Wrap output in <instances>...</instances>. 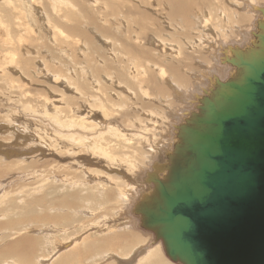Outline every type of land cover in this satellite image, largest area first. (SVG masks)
I'll list each match as a JSON object with an SVG mask.
<instances>
[{
	"label": "bare ground",
	"instance_id": "bare-ground-1",
	"mask_svg": "<svg viewBox=\"0 0 264 264\" xmlns=\"http://www.w3.org/2000/svg\"><path fill=\"white\" fill-rule=\"evenodd\" d=\"M18 1L22 3L21 7H18ZM225 1L226 0H154L152 1L154 4H151L154 5L153 7H155L157 12H155V10L151 12L152 8L150 5V0H45V3L48 5V9L42 6L44 5V0L40 3L37 0H0V73L6 76V84L4 86L10 87L9 90H13L12 92L15 93V95H13L15 96V101L18 100V102L23 103L26 105L25 108L27 107L28 109H30V107L34 108L33 104L30 103L31 101L37 100L41 102L40 105L36 107L37 110H39L40 107H43V112H45L46 116H50L49 118L54 121H52L53 124L56 123L58 126H60V128L73 127L71 134H75L74 129L77 130V127L82 128L83 130L86 127L99 128L98 126L103 124L102 120L109 112L107 110L109 108L103 109L104 105H108V101L110 102L111 106L116 105L118 102L110 98V95L107 94L108 92H106L108 90L102 89L105 87L102 81L107 76L111 83L113 82V78L116 77V83L126 85L130 92L137 91L139 96H142V98L144 96L147 99L146 103L144 104L145 108H147L150 113H145L148 115V118L144 119L148 122L151 121L153 127H151L153 129L152 132L154 136L152 140L142 137L143 135L141 136L143 142L147 146L146 150H142L141 147V149H139L140 151L142 150L140 153L143 158L142 160L140 158L137 159H140L141 162H136L127 156L128 158L126 159V167L130 169V172H133V175L129 176L125 174V171H122L121 178L123 179L127 177V180L125 178L126 181L122 182L121 179L118 183L114 182V180L112 181L113 176L110 173L114 169H118V164L124 161V157L123 160H121L122 158L119 159L118 157L114 156L112 154L113 152L110 153L105 141L102 143L105 144L106 147L102 146L100 142L102 137L96 139L98 142L95 141V143H98V146L94 145L92 151H95L94 154H97L96 150H98L100 155L105 157L104 162H108V167L105 170L108 172H104V170H102L100 172H94V175H92L93 171L89 169L91 160L88 159L87 152V154L82 155V153L85 151L81 147L78 151H76L75 148H72V150L70 149V151L66 149V152H69V154L66 153L65 155L67 156L65 158V160L67 159L65 163H59V160L58 164L56 161L48 162L47 165L42 168V170L40 167H38V169L25 172L22 177L20 176L21 179L26 178V176H32L33 181L29 180L32 182H25L26 184L22 183L18 187V191H16L17 189L14 190L24 194V197L21 198L23 201H26V204L24 203L25 205L29 206L31 204H39L41 211L40 217L42 218H37V220H40L41 223L45 224L48 222L51 226L62 223L60 226H58V228H61L59 230L62 232L63 230L67 229H63V224L69 223V221L72 220H78L82 230L90 228L93 224H99V226L94 225L96 228L92 226L93 230L90 228L89 230H85L84 234H78L79 236H76L77 234L75 233H78L80 230L77 228L79 225L78 223V225L75 226L78 231L74 230L76 231L74 233L75 236H72L64 244L62 243L63 245L61 244V247L64 248L63 250L60 251L61 247L57 250L56 247L53 246L55 249L52 248L54 251L53 253L51 252V259L53 256H55L58 259L57 262L61 264H97V261L100 264H175L171 261L163 260L164 256L162 255V251L164 248H162L163 245L160 239H155L154 237V239L160 241L161 244L154 243L152 246L146 245L149 241V238H152V235H150L149 232V234L143 235V233H140L134 228L133 224L137 226V223H140V217L134 214L133 206L140 194L147 189V184L143 182L146 173L149 171L152 172L154 165H158L160 162L164 161L166 153L171 150L176 135L175 126L181 122L191 110L195 108L198 98H200L205 90L215 83L216 78L223 80L233 72V67L231 65L221 64L225 57L232 55L230 49L233 47L244 48L251 45V42L254 40V33L257 31V22L258 20H262L260 9L262 7L264 8V0ZM89 2L90 5H88ZM5 6L7 8H5ZM204 8L207 9L206 11H209L207 16H204L202 13ZM214 9L219 10L218 14H216L217 12H215ZM252 9L257 10L258 13L254 12ZM211 11L213 13L215 12L214 15L213 13L211 14ZM154 14L156 16H154ZM158 14L163 16H158ZM83 16L84 19H82ZM219 18H222V23V20ZM211 20L215 21L212 23ZM43 21L45 22L43 23ZM209 23H211V25H209ZM172 26H175L174 29H178L179 27L184 29L178 34L184 39L187 38V40H189L190 44H188L189 46L185 48L188 51L187 53L182 52L181 48H179L178 44L173 39L167 36H161L159 34L162 27L170 30ZM194 26L200 27V29H196ZM210 26L215 36H212L211 33L207 31L208 27ZM96 35L101 38L104 37L103 40H106L109 43L106 46L104 44L102 46L101 43L103 40L101 43L97 42L96 38L98 37H96ZM236 37H238L239 40H236ZM167 41L170 42V44H173L174 42L176 44L175 48V44L169 45ZM160 42L164 44L163 46L168 44L172 50L167 49L166 47L167 52L170 50L171 52H164L163 49L166 50L165 47H162V50L161 48L158 49L156 47L158 46L156 43L160 44ZM32 46H35L36 49L31 48ZM41 47L43 48V59L49 57L48 60L50 61L48 62L44 59L46 69L45 74V70L40 68L42 66L41 64L43 63L41 62V57L37 51V49L41 50ZM32 52H35V54L38 55V60L33 61V63L31 57H29ZM26 53H28V58L24 56ZM67 61H71V64L74 62L76 64L79 63L77 65H85L91 68V73L96 75L100 74L98 79L94 80L95 84H100L97 90L98 92H91V94H89L87 93L89 92L88 89H85L87 91L86 93L89 94L87 97L89 98L93 96V99H96L95 103H99L98 107L101 109L99 112L101 113V119L94 117L92 120L95 119L96 122L87 121L89 120V117H82L80 114L71 116L70 118L67 116H63L64 118H62V111L59 108L60 106L58 107L56 105V107L51 101L48 103V98L45 97V95V98L42 100L38 99L39 97L41 98L40 94L33 96L32 94L34 90L33 92L29 90V92L32 93H29V96L27 97V83H30L28 76L29 78L32 77V74L35 71H40V73L42 72L41 74L46 77L50 75L52 78L71 81V75H67V70H64L61 67V65L65 64H63V62L67 63ZM182 61L187 62V66L183 65ZM34 62H37L38 65L35 66ZM214 62H217L224 67V74H221L223 71L218 66H216ZM78 67L81 68L79 73L82 71L85 72L84 66ZM76 69L75 71L78 70ZM85 70V73H87V69ZM16 71L19 73V75L17 74L18 76H14ZM112 75H115V77ZM201 75L204 76V81ZM131 76L132 79L136 78L135 82L131 80ZM93 77L94 76H92V78ZM104 81L106 82L105 79ZM85 82L84 84L81 82V86L84 88L88 86ZM64 83H66V81ZM74 84L76 86L75 89H78L79 84L77 86L76 80H74L72 85ZM31 85L32 84L29 86L31 87L30 89L33 88ZM39 86L42 85H38V87ZM35 90L37 91L36 88ZM118 93L120 92L118 91ZM60 96V99H62L60 100L61 104L64 103L63 100H66V103L64 104L68 109V113H76L77 111L72 108V103L68 101L69 99H67V97H65L67 94L64 95L62 92ZM152 97L154 98L153 100ZM23 99H26V101H22ZM162 100L166 101V107H153L152 101ZM26 102H28V105ZM85 103L90 102L87 100ZM92 103L89 105L92 106L94 104ZM141 104L144 105L143 103ZM47 107L50 111V114L46 113ZM86 107L89 106H84V108ZM136 108H138V106ZM64 110L66 111V109ZM128 110L124 111L128 112ZM91 111L92 110H90V112ZM99 113H94L92 116L99 115ZM159 113L161 114L159 122L160 128L158 129V119L156 120V116L154 117V114ZM135 114L136 113H134V116H138V114ZM131 117H133V114ZM106 120L108 119L106 118ZM175 121H177V123ZM19 124H23V122ZM28 125H26L27 127H20L18 125V127H16L18 131H20L17 133V136H19L17 137V140L20 139V141H22V147L15 148L14 145L11 146L9 144H5L4 147H1L0 144V154L2 156V158H0V162L5 163V169L9 170L7 174L12 172V166L20 164L23 166L21 170L18 171V173L19 175H22L20 172L24 169L26 171V168L28 166H32L31 164H33L29 162L25 163L24 157H21V159H10L12 158L11 156L15 154V152H17L15 156L28 155V146H25L23 149L22 145H28V138L33 137V135L30 136L31 131L29 130ZM112 125H108L107 127L109 134L114 135L115 133H118V137L120 136L125 140H122L124 143L131 140V137H129L128 134L126 135H128L130 139L123 132H121L122 130L118 132V130L115 127H112ZM3 129L4 123L0 124V132ZM148 129H150V126ZM143 130L145 131V129ZM9 132L11 131L9 130ZM24 139L26 141H24ZM132 139L134 140L135 137ZM76 140L77 137L73 136V138H71L69 141L81 144V146L84 147H87L88 142H90L89 139ZM53 142L50 143L52 144ZM126 154H128V152ZM135 155H137V153ZM142 163L143 169L141 170L140 165ZM99 164L101 163L99 162ZM93 166L96 165H92V167ZM35 167H37V165ZM61 167H63V169H69L70 172H64L62 170V174L57 175L56 172L59 170L55 169H59ZM91 169L94 170V168ZM48 171H50V173ZM74 172L79 174L73 175ZM37 175H39L38 178H35L34 176ZM50 176L52 177L53 181H55V183L58 182L57 187L53 184L50 186L47 183L48 179L46 177ZM114 177L116 178V175ZM3 181V179L2 182L0 181V188L6 189L7 187H5ZM52 186L58 189V191L59 188H61V190L64 188V191L66 190V192L68 191L69 193L67 196L62 197L58 202L55 201L57 198L47 199L45 194L40 198L38 197L39 199L36 198V191L39 192L46 187H49L51 190ZM68 189H71V191ZM13 191L12 189L0 190V203L5 202V197L8 200H15V197L12 195ZM30 191L34 193H31ZM76 196H78L77 200ZM70 197H72V199ZM28 198L30 199L27 200ZM117 198L120 200L119 204L115 202L117 201ZM113 202H115V205L117 206L110 204ZM91 205H94L95 208ZM118 205H120V207L114 210V212H112L113 215H111L112 206L116 208ZM10 206L12 205L10 204ZM99 208L102 209L97 210ZM9 211L3 209L2 213H0V216H7ZM78 216L86 219V221H80ZM36 217L38 216L35 215V218ZM108 217L111 218V221H106ZM25 218L27 221L24 222V225H26V223L28 225L34 223L32 220L35 218L30 219V222H28V213ZM15 219L13 220L15 221ZM8 223L9 222H6L4 224V227L1 228L2 231L3 229H9V226H7ZM100 223L103 225L101 224L102 226H100ZM41 230L43 229L41 228ZM44 230L45 236L43 235V239L45 237V240L43 241H45V244H43L49 247L51 240L53 237H55V234H57V228L50 227ZM24 231L26 232L23 234L21 232V234L25 239H19V237H22V235H18L19 237H17V235L14 233L20 242L15 241L13 243L15 245H13L12 242H7L8 244H6L5 247L3 246V249H0V257L6 258L3 261V264H26L27 261H29L28 259H33V254L35 251L39 250H35V246L37 244H35V239H28V231L26 229ZM61 231L58 232L61 234ZM41 232L42 231H40V233ZM7 233L6 235L8 236ZM0 234L3 235L4 233ZM67 234H71V231ZM7 236L5 237L9 238V236ZM57 236L59 237V234L56 235V237ZM69 237L70 236H68V238ZM17 238H13L11 241L14 239L18 240ZM66 238L67 235H65V237L63 236V239ZM10 239L11 237L9 240ZM52 242L53 244L55 243V241ZM43 244L39 243V246ZM144 244L145 246L142 251L139 250L140 246L142 247ZM55 245L57 246V244ZM40 247L42 249V246ZM44 250L46 251L47 247L46 249H43V251ZM15 256L16 260L14 258ZM41 260L43 259H40L39 257L37 259V264H43L44 260ZM55 262L53 263L55 264ZM29 263L30 262H28V264Z\"/></svg>",
	"mask_w": 264,
	"mask_h": 264
},
{
	"label": "water",
	"instance_id": "water-1",
	"mask_svg": "<svg viewBox=\"0 0 264 264\" xmlns=\"http://www.w3.org/2000/svg\"><path fill=\"white\" fill-rule=\"evenodd\" d=\"M251 45L233 47L175 126L164 161L133 206L180 264H264V8ZM224 56V55H223Z\"/></svg>",
	"mask_w": 264,
	"mask_h": 264
},
{
	"label": "rangeland",
	"instance_id": "rangeland-1",
	"mask_svg": "<svg viewBox=\"0 0 264 264\" xmlns=\"http://www.w3.org/2000/svg\"><path fill=\"white\" fill-rule=\"evenodd\" d=\"M39 3L41 2V1H43V0H37ZM152 1H154V0H150V5H151V8H152V10H151V12H153L154 10H155V12H157V10L155 9V7H153L154 5H152V4H154V2L152 3ZM225 2H227V0L225 1ZM152 3V4H151ZM43 4L44 5H42L44 8H46V9H48V5L45 3V0H44V2H43ZM21 5H22V3L20 2V1H18V7H21ZM88 5H90V2L88 3ZM5 8H7L6 6H5ZM207 9L206 8H204L203 9V11H202V13L204 14V16H207L208 15V12L209 11H206ZM215 10V12H217L216 14H218V12H219V10H216V9H214ZM214 10H212V11H214ZM253 10V9H252ZM211 11V14L213 13ZM254 12H256V13H258L257 12V10H253ZM214 12V13H215ZM214 13H213V15H214ZM210 14V15H211ZM154 16H156L155 14H154ZM158 16H163V15H160V14H158ZM44 17H45V15H44ZM82 19H84V16H83V18ZM220 20H222V18H219ZM219 20V21H220ZM110 21V20H109ZM212 21V20H211ZM213 21H215V20H213ZM213 21H212V23H213ZM216 21H218V20H216ZM45 21H43V23H44ZM223 22V20L221 21V23ZM42 23V24H43ZM217 23V22H216ZM209 25H211V23H209ZM174 27L175 26H172L171 28H170V30H167L165 27H162V29L160 30V35L161 36H167V37H169V38H171V39H173L177 44H178V46H179V48H181V50H182V52H185V53H187L188 51L185 49L186 47H188L189 45L188 44H190L189 43V40H187V38H183V37H181L178 33L179 32H181L182 30H184V29H182V28H180L179 26H176V27H179L178 29H174ZM196 29H200V27H196V26H194ZM207 31L208 32H210L211 33V35L213 36L214 35V32L211 30V26L210 27H208V29H207ZM97 34V33H96ZM215 36V35H214ZM96 37H98V38H96L97 40V42H99V43H101L102 42V40H103V38H101V37H99V36H97L96 35ZM99 38H101V39H99ZM99 39V40H98ZM236 40H239V38L238 37H236ZM96 42V43H97ZM103 42H106V43H103ZM103 42L101 43L102 44V46H103V44L106 46L109 42L108 41H104L103 40ZM161 42H163V41H161ZM160 42V44L159 43H156V45H158V46H156L158 49H160L161 48V50H162V47L164 48L165 47V49H166V47H167V49H171V47L170 46H168V44L169 45H174L175 43L173 42V44L171 43L170 44V42H168V44H166V46H163L164 44H162ZM192 43V42H191ZM35 46H37V45H35ZM35 46H32L31 48H33V49H36L35 48ZM104 46V47H105ZM175 46H176V44L174 45V48H175ZM24 48V47H23ZM22 48V49H23ZM167 49L166 50H164L163 49V51L165 52H167ZM42 50H43V48L41 47V50H38L37 49V51H38V54L40 55V57H41V62L43 63V64H41L42 66L40 67V68H42V69H44L45 70V72H44V74L46 73V69H45V61H48V62H50L49 60H48V58L49 57H46V59H45V61H44V59H43V53H42ZM172 50V49H171ZM171 50L169 51V52H171ZM22 51V50H21ZM169 52H167V53H169ZM23 55V54H22ZM197 55V54H196ZM24 56H26V58H28V53H26ZM193 56H195V55H193ZM29 57H31V59H32V63H33V61H37L38 60V55L37 54H35V52H32V54L31 55H29ZM71 61H67V63L66 62H63V64L64 65H61V67L64 69V70H67V75L68 74H70L71 75V81L70 80H64V79H58V78H52L50 75L49 76H43V74H41L40 73V71H35L34 73L36 74H32V77H30L29 78V76H28V79H29V82L30 83H27L28 84V88H27V90H28V95H27V97L29 96V93H32L33 92V90H34V92H33V96H36V95H41V98L39 97L38 99H43V98H45V97H47L48 98V103L51 101V102H53L54 103V105L56 106H60L59 108H60V110L62 111L61 112V115H62V118H64L63 116H67V117H71V116H76V115H81L82 117L84 116H88L89 117V120H87V121H91V122H96L95 121V119L94 120H92L94 117H97L98 119H101L100 118V114L101 113H99L100 111H101V109L98 107V104L99 103H95V100L96 99H93L94 97L93 96H91V97H87L89 94H91V92H98L97 90H98V88H99V86H100V84H95L94 83V80L95 79H98V77H99V75L100 74H94V73H91L90 72V70H91V68H89V67H87V66H85V65H77V64H79V63H74L73 62V64H71L70 63ZM37 62H34V64H35V66L36 65H38V63L36 64ZM187 62H185V61H182V64L183 65H185V66H187V64H186ZM188 63H190V62H188ZM215 63V62H214ZM67 64V65H66ZM216 64V66H218L223 72L221 73V74H224L225 72V70H224V67L222 66V65H230V64H228V63H222L221 62V64H218L217 62L215 63ZM70 65V66H69ZM72 65V66H71ZM75 65H76V67H77V69L79 70H77L76 69V67H75ZM75 68H74V67ZM78 66H84L85 67V69H87V73H85L86 72V70L84 69V71L85 72H81V73H79L81 70V68L80 67H78ZM67 68V69H66ZM72 70H71V69ZM74 69V70H73ZM75 69L77 70V71H75ZM18 70V69H17ZM72 71V73H71V71ZM77 73H79V74H77ZM1 74V73H0ZM19 75V73H17V71H16V73H14V76H16V75ZM91 74V75H90ZM17 75V76H18ZM220 75V74H219ZM86 76V77H85ZM90 76V77H89ZM92 76H94L93 78H92ZM113 77H115V75H112ZM130 76V75H129ZM202 76V75H201ZM3 77V78H2ZM35 77V78H34ZM83 77V78H82ZM193 77V76H192ZM220 77H222V76H220ZM2 78V79H1ZM37 78V79H36ZM223 78V77H222ZM6 76L4 75V74H1L0 75V124H2V123H4V129L0 132V144H1V147H4V145L5 144H9V145H11V146H15V148H19V147H22L21 146V142L22 141H20V139L19 140H17V137H19V136H17V133L18 132H20V131H18V129L16 128V127H18V126H20V127H27L26 125H28L29 127V130L31 131V135L30 136H32L33 135V137L32 138H28V145L27 144H22L23 145V149H24V147L25 146H28V155H23V156H15L16 155V153L17 152H15V154L14 155H12L11 157L12 158H10V159H17V158H20L21 159V157H24V162L25 163H33V164H31L32 166H28L27 168H26V171H25V169L24 170H22L20 173L22 174V175H19V173H18V171H20L21 170V168H22V166L23 165H14V166H12V172L10 173V174H7L8 172H9V170H6L5 169V163H1L0 162V181L2 182V179L5 181H3V183L5 184V187H7L6 189L5 188H3V189H1L0 188V190H7V189H12V191L15 189H17L16 191H18V187L22 184V183H25V182H28V183H30V182H32L33 181V178H32V176L30 177V176H26V178H23V179H21V177L24 175V173L25 172H27V171H31V170H33V169H38V167H40L41 168V170H42V168H44L45 167V165H47V163L48 162H54V161H56V163L58 164V160H59V163H65V161H67V159L65 160V158L67 157V156H65L66 155V151L68 150V151H70V149L72 150V148L74 149L75 148V150L76 151H78V150H80V148L82 147V149L85 151V152H83L82 153V155L83 154H87L88 153V159H90L91 160V167L89 166V169L91 170V171H93L92 172V175H94L93 173L94 172H100V171H102V170H104V172H106L107 170H105L107 167H108V162L106 163V162H104L105 161V157H103V156H101L100 155V152L98 151V150H96V153L97 154H94L95 153V151H92L93 149V147H94V145H96V146H98V143H95V141H97L96 139L97 138H100V137H102L101 138V144H102V146H105L106 147V145H107V147H108V149L110 150V153L111 152H113L112 154L114 155V156H116V157H118L119 159H121V160H123V157H124V161L123 162H120L119 164H118V169H114L110 174L113 176V178H112V181L114 180V182H116V183H118V182H120V179H121V181L123 182V181H126L127 180V177H125L126 178V180H125V178H121V174H122V171H125V174H127V175H129V176H132L133 175V172H130V169H128V167H126L127 166V163H126V159L128 158V157H130L132 160H134V161H136V162H141L140 161V159L142 160V158H143V156H141V151L142 150H146L147 149V146L145 145V143L143 142V140H142V138H141V136L142 137H146V138H149L150 140H152V138L154 137L153 136V132H152V122L150 121V122H148L147 120H145V119H147L148 118V115H146V114H148V113H150L149 112V110L147 109V108H145V104L144 103H146V101H147V99L143 96V98H142V96H139L138 94H137V91H133V92H130V90L127 88V86L126 85H122V84H118V83H116V81H117V78L115 77V78H113V82H111L110 83V80H109V78L106 76L104 79L106 80V82L104 81V79H103V85H105V87H103L102 89H106V90H108V91H106V92H108L107 94H109L110 95V98L113 100H115L116 102H118L116 105H112L111 106V104H110V102L108 103L107 102V104L108 105H104V108L103 109H106V108H109V109H107L109 112H108V114H107V116L105 117V118H103V124H101L100 126H98L99 128H97V127H95V128H89V127H86V128H84L83 130H82V128H79V127H77V130L76 129H74V132H75V134H71L72 133V130H73V127H64V128H60V126H58L56 123H54L53 124V120L51 119V118H49L50 116L48 115V116H46V114H45V112H43V107H40L39 108V110H37V106H39L40 105V103L41 102H39V101H31L30 103L31 104H33V106H34V108L33 107H30V109H28L27 107L25 108V106L26 105H24L23 103H21V102H18V100L17 101H15V96H13V95H15V93H13L12 91L13 90H9L10 89V87H6V86H4L6 83ZM33 79V80H32ZM36 79V80H35ZM89 79V80H88ZM202 79H203V81L205 80L204 79V76H202ZM2 80V81H1ZM32 80V81H31ZM38 80H40V81H38ZM56 80H59V81H56ZM63 80H64V82L66 81V83H64L63 82ZM73 80V81H72ZM74 80H76L77 81V86H78V84H79V88L77 89H75V84L74 85H72L73 84V82H74ZM83 80V81H82ZM87 80V81H86ZM90 80H92V81H90ZM109 80V81H108ZM131 80H133V82H135V80H136V78H133L132 79V76H131ZM38 81V82H37ZM86 81V82H85ZM2 82V83H1ZM70 82H71V84H70ZM81 82H83V84H84V82L88 85L86 88H84V87H82L81 86ZM171 82V81H170ZM38 83V84H37ZM30 84H32L31 86L33 87L32 89H30L31 87H29L30 86ZM65 84H67V85H65ZM110 84V85H109ZM112 84V85H111ZM3 85V86H2ZM38 85H42V86H39L38 87ZM72 85V86H71ZM108 88H107V87ZM126 87V88H125ZM35 88L37 89V91L35 90ZM42 88V89H41ZM48 88H49V90H48ZM72 88V89H71ZM97 88V89H96ZM53 89V90H52ZM85 89H88V91L89 92H87ZM121 89V90H120ZM29 90H31L32 92H29ZM44 91H45V93H44ZM81 93H80V92ZM118 91L121 93H118ZM128 91V92H127ZM47 92V93H46ZM49 92V93H48ZM53 92V93H52ZM64 93V95L65 94H67V96H65V97H67V99H69L68 101L69 102H71L72 103V108L74 109V110H76L77 112L76 113H74V114H71V112L70 113H68V109H67V107L65 106V104L64 103H66V100H63V102L64 103H60L61 101L60 100H62V99H60L61 98V93ZM72 92V93H71ZM84 92V93H83ZM89 93V94H87V93ZM105 92V93H106ZM139 92V91H138ZM51 93V94H50ZM201 93V92H200ZM12 94V95H11ZM49 94V95H48ZM76 94V95H75ZM77 94H78V96L79 95H81V96H77ZM202 94V93H201ZM31 95V94H30ZM31 95V96H32ZM44 95H45V97H44ZM82 95H84V96H82ZM134 95V96H133ZM76 96V97H75ZM119 96V97H118ZM122 96H126V97H122ZM7 97V98H6ZM78 97V98H77ZM90 99H93V100H90ZM154 98L152 97V100H153ZM14 100V101H13ZM87 100L90 102V103H92L93 101V105L92 106H90L89 104L90 103H85V102H87ZM126 100V101H125ZM138 100V101H137ZM22 101H26V99H23ZM85 101V102H84ZM163 101V102H162ZM162 101H152V103H153V107H155V108H160L161 106L162 107H166V101H164V100H162ZM58 102V103H57ZM123 102V103H122ZM162 102V103H161ZM172 102H173V99H172ZM16 103V104H15ZM27 103V105H28V102H26ZM141 103H143L144 105H142ZM149 103V102H148ZM62 105V106H61ZM89 106V107H86V108H84V106ZM95 105V106H94ZM121 105V106H120ZM123 105V106H122ZM130 105V106H129ZM132 105V106H131ZM142 105V106H141ZM56 106V107H57ZM138 106V108H136ZM124 107H125V109H124ZM131 107V108H130ZM144 107V108H143ZM92 108V109H91ZM128 108H129V110H128ZM33 109V110H32ZM64 109H66V111L64 110ZM46 110V109H45ZM90 110H92L91 112H90ZM124 110H128V112L127 111H124ZM144 110H145V112H144ZM159 110H161V109H159ZM41 111V112H40ZM124 111V112H123ZM131 111V112H130ZM147 111V112H146ZM153 111V110H152ZM90 112V113H89ZM99 113V115H95V116H92L94 113ZM46 113L47 114H50V111H49V109H48V107H47V110H46ZM78 113V114H77ZM132 116V114H133V117H131L129 114ZM134 113H136V114H138V116H140V117H138L136 114V116H134ZM143 113V114H142ZM146 113V114H145ZM158 113V112H157ZM160 114L161 113H159V114H154V117L156 118V120L158 119V124H157V128L159 129L160 128V125H159V122H160ZM44 115V116H43ZM129 115V116H128ZM126 116H128V117H126ZM123 117V118H122ZM135 117V118H134ZM142 117V118H141ZM18 118V119H17ZM23 118V119H22ZM106 118L108 119V120H106ZM127 118H128V120H127ZM137 118H138V120H137ZM145 118V119H144ZM61 119V118H60ZM135 119V120H134ZM3 120V121H2ZM13 120V121H12ZM22 120V121H21ZM53 121V122H52ZM138 121V122H137ZM23 122V124H19V123H22ZM27 122V123H26ZM113 122V123H112ZM176 123H177V121H175ZM6 123V124H5ZM10 123V124H9ZM17 123V124H16ZM25 123V124H24ZM111 123V124H110ZM12 124V125H11ZM113 124V125H112ZM139 124V125H138ZM141 124V125H140ZM6 125V126H5ZM10 125V126H9ZM18 125V126H17ZM55 125V126H54ZM108 125H112V127H115L117 130H118V132H120L121 130V132H123L125 135L126 134H128L129 135V137H131V140L129 141V142H123V141H125L124 139H122L120 136L118 137V133H115L114 135L113 134H109V131H108ZM144 125H146V126H144ZM57 126V127H56ZM143 128H142V127ZM149 126H150V129H148L149 128ZM101 127V128H100ZM140 127V128H139ZM148 127V128H147ZM152 127V128H151ZM147 128V129H146ZM12 129V130H11ZM16 129V130H15ZM106 129V130H105ZM142 129V130H141ZM143 129H145V131L143 130ZM9 130L11 131V132H9ZM39 130V131H38ZM148 130V131H147ZM14 131V132H13ZM97 133H96V132ZM95 132V133H94ZM144 132H146V133H144ZM94 133V134H93ZM14 134V135H13ZM57 134V135H56ZM103 134V135H102ZM5 135V136H4ZM128 135H126L127 137H128ZM16 136V137H15ZM71 136V137H70ZM73 136H76L77 137V140H79V139H89V141L90 142H88V145H87V147L85 146H81V144H77V143H73L72 141L70 142L69 140L71 139V138H73ZM92 136H94V137H92ZM37 137V138H36ZM56 137V138H55ZM64 137V138H63ZM116 137H117V139H116ZM128 137V138H129ZM135 137V139L133 140L132 138H134ZM137 137V138H136ZM43 138H45V139H43ZM52 138V139H51ZM55 138V139H54ZM120 138V139H119ZM59 139V140H58ZM130 139V138H129ZM53 140H54V142H53ZM58 140V141H57ZM76 140V141H77ZM120 140V141H119ZM123 140V141H122ZM139 140H141V141H139ZM24 141H26L25 139H24ZM103 141H105V144H103L102 142ZM135 141V142H134ZM138 141V142H137ZM11 142H13V143H11ZM50 142H53L52 144L50 143ZM98 142V141H97ZM122 142V143H121ZM124 146H123V145ZM125 144H127V145H125ZM129 144V145H128ZM135 144H137V145H135ZM117 145V146H116ZM122 145V146H121ZM133 145V146H132ZM39 146V147H38ZM61 146V147H60ZM92 146V147H91ZM110 146V147H109ZM52 147V148H51ZM67 147V148H66ZM70 147V148H69ZM90 147V148H89ZM142 148V150L140 151L139 149H141ZM50 149V150H48V149ZM56 148V149H55ZM124 148V149H123ZM130 148V149H129ZM26 149V148H25ZM45 149V150H44ZM67 149V150H66ZM82 150V151H83ZM90 150V151H89ZM135 150V151H134ZM24 151V150H23ZM22 151V152H23ZM40 151V152H39ZM81 151V152H82ZM137 151V152H136ZM87 152V153H86ZM99 152V153H98ZM128 152V154H126ZM137 153V155H135ZM63 154V155H62ZM67 154H69V152L67 153ZM130 154V155H129ZM43 155V156H42ZM72 155H74V154H72ZM71 155V156H72ZM80 155V154H79ZM89 155H90V157H89ZM134 155V156H133ZM144 155V154H143ZM62 156V157H61ZM93 156V157H92ZM126 156V157H125ZM128 156V157H127ZM157 156V155H156ZM96 157V158H95ZM98 157V158H97ZM0 158H2V156H1V154H0ZM59 158V159H58ZM64 158V159H63ZM95 158V159H94ZM100 158V159H99ZM135 158V159H134ZM137 158H140V159H137ZM156 158V157H155ZM40 159V160H39ZM38 160V161H37ZM62 160V161H61ZM1 161V160H0ZM97 161V162H96ZM102 161V162H101ZM99 162L101 163V164H99ZM93 163V164H92ZM37 165V167H35L36 165ZM92 165H96V166H93L92 167ZM99 165H101V166H99ZM105 165V166H104ZM142 166H143V163L140 165V169L142 170L143 168H142ZM18 167V168H17ZM33 167H35V168H33ZM84 167V166H83ZM99 167V168H98ZM148 167H149V165H148ZM31 168V169H30ZM91 168H94V170L93 169H91ZM102 168V169H101ZM112 168V167H111ZM138 168V167H137ZM96 169V170H95ZM100 169V170H99ZM121 169H123V170H121V172H120V170ZM55 170H59V171H57L56 172V174L57 175H61L62 174V170L64 171V172H70V170L69 169H67V168H65V169H63V167H61V168H57V169H55ZM49 173H50V171H48ZM108 172V171H107ZM120 172V173H119ZM79 173H75L74 172V174L73 175H78ZM103 175H105L104 173H102ZM11 175H12V177H11ZM73 175H70V176H73ZM116 175V178L114 177ZM16 176V177H15ZM21 176V177H20ZM38 176L39 175H37V176H34L35 178H38ZM19 177V178H18ZM118 177V178H117ZM47 179H48V184L51 186L52 184L54 185V186H58L57 184H58V182H56L55 183V181H53V179H52V177L50 176V177H46ZM45 178V179H46ZM26 179H28V180H26ZM116 179V180H115ZM16 180V181H15ZM29 180H32V181H29ZM118 180V181H117ZM14 181H15V183H14ZM10 182H11V184H10ZM50 182H51V184H50ZM53 182V183H52ZM14 183V184H13ZM46 183V184H47ZM15 184H16V186H15ZM26 184V183H25ZM47 184V185H48ZM120 184V183H119ZM54 186H52L51 188V190L49 189V187H46V188H44L43 190H41V191H39V192H37L36 191V193H35V196H36V198H40L41 196H43L44 194H45V196H46V198L47 199H51V198H57V199H55V201H60L61 200V198L62 197H64V196H67V194L69 193L68 191L66 192V190L64 191V188H62L63 190H61V188H59V191H58V189H56ZM114 186V185H113ZM77 187V186H76ZM109 187H111V186H109ZM26 188H29V187H26ZM22 189V188H21ZM54 189V190H53ZM14 190V191H15ZM58 191V193H57V191ZM69 191H71V189H68ZM13 191V192H14ZM12 192V195H13V197H15V200H8V199H6V197H5V204L4 203H0V213H2V211H3V209L4 210H10L9 211V214H7V216H0V233H4L3 235H1L0 234V249H3L4 247H5V245L6 244H8V243H11L12 242V244L16 241H18V242H20L19 241V239H25L24 237H23V233H25L26 231H24L25 229L28 231V239H35L34 241H36L35 242V244H36V246H35V250H38V251H35V253L33 254V259L32 258H30V259H28L29 261H27V263L26 264H28V262H30L29 264H32L33 262V264H37V259L40 257V259H43V260H41V261H43V264H49L50 262H52V263H50V264H54L53 262H55V264H58L59 262H57V258L55 257V256H53V258L51 259L50 257H51V254L53 253V249L52 248H54V247H56V249L58 250V248H60L61 247V244L63 243H65V242H67L68 241V239H70L72 236L74 237L75 236V234H77L76 236H79L80 234L82 235V234H84V232H85V230H89L90 228H91V230H93V227H95L96 228V226H94V225H97V226H99V224H93L90 228H86L85 230H82V228H81V226H80V222H78V220H72V221H69V223H64L63 224V229H65V228H67V229H65V230H63V232L61 231V230H59V229H61V228H58V226H60L62 223H59L58 225H53V226H51L48 222L47 223H45V224H43V223H41L40 222V220H37V218H42V217H40V208H39V204H31V205H25L26 204V201L24 200L23 201V199L21 198V197H24V194L21 192V193H19V192ZM29 191V190H28ZM61 191V192H60ZM31 193H34V192H32V191H30ZM88 192H89V190H88ZM53 194V195H52ZM31 195V194H30ZM29 195V196H30ZM28 196V197H29ZM77 197L78 196H76V200H77ZM119 197V196H118ZM38 198V199H39ZM71 199H72V197H70ZM30 198H28L27 200H29ZM117 201H115L117 204H119V199L117 198L116 199ZM21 201V202H20ZM40 201V200H39ZM41 202V201H40ZM115 202H113V203H110V204H113V206L115 205ZM13 203V204H12ZM16 205H15V204ZM25 203V204H24ZM10 204L12 205V206H10ZM17 204H18V206H17ZM82 204H83V202H82ZM9 205V206H8ZM15 206H17V207H15ZM22 206V207H21ZM92 207H94L95 208V206L94 205H91ZM112 206V208H111V215H113V213L112 212H114V210H116L117 208H119L120 207V205H118V207H113ZM115 206H117V205H115ZM29 207V208H28ZM21 208V209H20ZM113 208H115V209H113ZM13 209V210H12ZM100 209H102V208H99V209H97V210H100ZM113 209V210H112ZM20 211V212H19ZM53 211H55V210H53ZM59 211V210H58ZM96 212V211H95ZM98 212V211H97ZM27 213H28V222H30V219H33V218H35V215L36 216H38V217H36L34 220H32V221H34V223H32L31 225H28L27 223H26V225H24L25 223L24 222H26L27 220H26V218H25V216L27 215ZM15 215V216H14ZM34 215V216H33ZM116 215V214H115ZM131 215H133V214H131ZM16 216H17V218H16ZM125 216V215H124ZM134 216V215H133ZM115 217V216H114ZM16 218V219H15ZM25 218V219H24ZM110 217H108L107 218V220L106 221H111V218L109 219ZM13 219H15V221L13 220ZM78 219L80 220V221H82V222H85L86 221V219H83V218H81V217H79L78 216ZM123 219V218H122ZM121 219V220H122ZM12 220V221H11ZM15 223H14V222ZM16 221H18V222H16ZM21 221V222H20ZM31 221V222H32ZM77 221V222H76ZM123 221V220H122ZM6 222H9L8 223V225L7 226H9V229H3V231H2V227H4V224L6 223ZM35 223H36V225H35ZM77 223V224H76ZM78 223H79V225H78ZM3 224V225H2ZM71 224V225H70ZM75 224V225H74ZM102 223H100V226H102L101 225ZM34 225V226H33ZM69 225V226H68ZM78 225V226H77ZM21 228H20V227ZM45 226H46V228H45ZM65 226V227H64ZM71 226V227H70ZM75 226H77V228L78 229H80L79 230V232L78 233H75L76 231H78L77 229H76V227ZM133 226H134V228L137 230V231H139L140 233H143V235H147V234H149L150 233V235H152L151 237L152 238H149V241L147 242V246H152V245H154V243L155 244H157V243H160L161 244V242L160 241H157V240H155L154 239V236H153V234L150 232V231H148V230H145L144 228H142L141 226H140V224H138L137 223V226H135V224H133ZM32 229H31V228ZM57 228V234H55V237H53V239L51 240V244H53V242L52 241H55V243L53 244V245H51L50 244V246L48 247V246H46V245H44L45 243V241H43V240H45V237H44V239H43V235L45 236V234H44V229H47V228ZM71 229H70V228ZM72 227H73V229H72ZM23 228V229H22ZM41 228L43 229V230H41ZM84 229V228H83ZM14 230H15V232H14ZM36 230V231H35ZM67 230V231H66ZM72 230H73V232H72ZM74 230H76V231H74ZM129 230V229H128ZM5 231V232H4ZM9 231H10V234H9ZM13 233H12V232ZM30 231V232H29ZM39 233H38V232ZM40 231H42L41 233H40ZM61 231V234L59 233V232ZM70 231H71V234H67V233H70ZM145 231H147V232H145ZM8 232V233H7ZM17 232V233H16ZM21 232H22V234H21ZM35 234H34V233ZM96 232V231H95ZM149 232V233H148ZM6 233L8 234V236H9V238L11 237V239L9 240V238H6L5 236H7L6 235ZM11 233H12V235H11ZM14 233L17 235V237H19V236H21L22 235V237H19V239L14 235ZM75 233V234H74ZM37 234H38V236H37ZM59 234V237L61 238H59L58 236V238L56 237V235H58ZM72 234H74V235H72ZM79 234V235H78ZM19 235V236H18ZM36 235V236H35ZM65 235H67V240L66 239H63V236L65 237ZM2 236H3V238H2ZM7 236V237H8ZM68 236H70L69 238H68ZM17 238L18 240H16V239H14L13 241H11L13 238ZM5 238V239H4ZM8 240V241H7ZM66 240V241H65ZM42 241V242H41ZM59 241V242H58ZM8 242V243H7ZM39 243H41V244H43V245H40V246H42V249H41V247L39 246ZM58 243H59V245H58ZM55 244H57V246L55 245ZM62 244V245H63ZM145 244L141 247L140 246V248H139V250H141L142 251V249L144 248V246H145ZM13 245H15V244H13ZM2 246V247H1ZM4 246V247H3ZM45 246V247H44ZM52 246V247H51ZM54 246V247H53ZM59 246V247H58ZM36 247H38V248H36ZM44 247V248H43ZM46 247H47V250L45 251H43V249H46ZM162 247V246H161ZM163 248V247H162ZM55 249V248H54ZM64 248L63 247H61V249H60V251L61 250H63ZM49 250V251H48ZM44 252V253H43ZM47 252V253H46ZM52 252V253H51ZM37 253H38V255H37ZM40 255V256H39ZM47 255V256H46ZM162 255L164 256V258H163V260H168V261H171V262H173V263H175V264H180V263H178V262H175V261H173V260H171L166 254H165V252H164V249H163V251H162ZM38 257V258H37ZM42 257V258H41ZM160 257H162V256H160ZM15 258V260H16V256L14 257ZM6 258H1L0 257V264H3V261L5 260ZM12 259H13V257H12ZM50 259V260H49ZM56 259V260H55ZM34 260V261H33ZM54 260V261H53ZM162 260V261H163ZM31 261H32V263H31ZM20 263V262H19ZM39 263V262H38ZM41 264V263H40ZM59 264H61V263H59ZM85 264H87V263H85ZM97 264H100L98 261H97Z\"/></svg>",
	"mask_w": 264,
	"mask_h": 264
}]
</instances>
